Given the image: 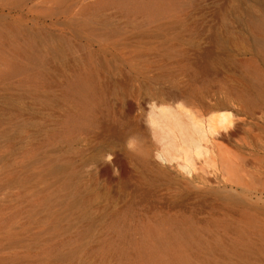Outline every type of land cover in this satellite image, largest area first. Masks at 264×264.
Listing matches in <instances>:
<instances>
[{"label":"rangeland","instance_id":"1","mask_svg":"<svg viewBox=\"0 0 264 264\" xmlns=\"http://www.w3.org/2000/svg\"><path fill=\"white\" fill-rule=\"evenodd\" d=\"M150 2L0 0V264H264V0Z\"/></svg>","mask_w":264,"mask_h":264},{"label":"bare ground","instance_id":"2","mask_svg":"<svg viewBox=\"0 0 264 264\" xmlns=\"http://www.w3.org/2000/svg\"><path fill=\"white\" fill-rule=\"evenodd\" d=\"M150 4H151V6H152V8H153V11H154V13H153V15H152V17H157V16H160L161 15V13L167 8V4H168V2H167V0H151V2H150ZM262 28H263V31H264V26H262ZM212 62V61H211ZM219 63V62H218ZM248 65V69H252V70H256V66L255 65H253V64H247ZM175 102H176V100H175ZM183 105V104H182ZM229 114H230V112L229 113H224V118L225 119H227L228 117H229ZM221 118V117H220ZM117 131V130H116ZM122 131V130H121ZM120 131V132H121ZM124 131V130H123ZM122 131V132H123ZM115 132V131H114ZM121 132V133H122ZM119 136V135H118ZM117 136V137H118ZM121 136V135H120ZM251 227H253V228H255V230L257 231V232H259V233H261L262 235H264V228L263 227H259V226H254L252 223L250 224V223H248ZM258 225V224H257ZM242 237H243V239H248L249 240V237H248V233L246 234V232H243L242 233ZM191 237L190 236H188L187 235V237L185 238V239H190ZM194 240H198V238L196 237ZM247 240V241H248ZM249 242V241H248ZM198 243V242H197ZM140 244V243H139ZM149 244V243H148ZM146 246V245H145ZM154 243H152V244H150L149 245V250H147L146 248V251H144V250H142L143 251V253H145L146 255V257L145 258H148L149 260H152V261H154V263L155 264H167L164 260H161V259H158V257L157 256H155L154 254H155V252H154ZM157 246V245H156ZM139 247V246H138ZM156 248H158V247H156ZM141 249H142V247H141ZM154 249V250H153ZM162 250V249H161ZM141 251V250H140ZM238 251H239V253H240V255H241V257L244 259V260H248L249 259V257L251 256V251L249 250V249H238ZM139 253V252H138ZM157 253V252H156ZM140 254V253H139ZM138 254V255H139ZM142 254V253H141ZM140 254V255H141ZM159 254V253H158ZM136 255V254H135ZM139 255V256H140ZM130 256V255H129ZM143 256V255H142ZM159 256V255H158ZM134 257V256H133ZM132 257V258H133ZM137 257V256H136ZM140 258V257H139ZM142 258V257H141ZM145 258H143L144 260H145ZM127 260V259H126ZM142 260V259H141ZM148 260V261H149ZM143 261V260H142ZM138 262V261H137ZM125 263V262H124Z\"/></svg>","mask_w":264,"mask_h":264}]
</instances>
